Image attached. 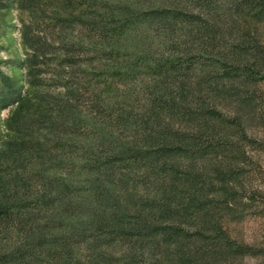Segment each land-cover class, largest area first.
Listing matches in <instances>:
<instances>
[{
    "label": "trees",
    "instance_id": "trees-1",
    "mask_svg": "<svg viewBox=\"0 0 264 264\" xmlns=\"http://www.w3.org/2000/svg\"><path fill=\"white\" fill-rule=\"evenodd\" d=\"M0 264H246L264 203V0H0Z\"/></svg>",
    "mask_w": 264,
    "mask_h": 264
},
{
    "label": "rangeland",
    "instance_id": "rangeland-1",
    "mask_svg": "<svg viewBox=\"0 0 264 264\" xmlns=\"http://www.w3.org/2000/svg\"><path fill=\"white\" fill-rule=\"evenodd\" d=\"M22 20H28V14L20 9L0 10V66L8 74L20 79L22 71L8 66L5 61L13 58H24L25 49L21 42ZM17 106L0 110V133L9 134L13 131L14 113ZM264 136V130H261ZM264 167V154L261 157ZM232 234L238 240L264 246V203L259 212L248 214L245 219L234 223ZM246 264H264V255L247 257Z\"/></svg>",
    "mask_w": 264,
    "mask_h": 264
}]
</instances>
